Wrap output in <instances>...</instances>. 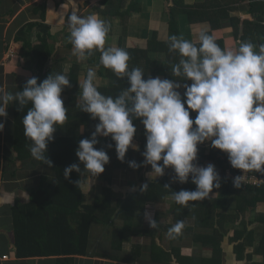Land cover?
I'll use <instances>...</instances> for the list:
<instances>
[{
	"label": "crops",
	"instance_id": "obj_1",
	"mask_svg": "<svg viewBox=\"0 0 264 264\" xmlns=\"http://www.w3.org/2000/svg\"><path fill=\"white\" fill-rule=\"evenodd\" d=\"M218 4L222 6L220 11H224L223 14L215 12L218 11ZM181 7H188L190 14L180 12L170 27L168 9ZM72 12L80 16L96 14L104 19L110 25L105 48L120 47L127 50L130 54L129 69L141 68L145 79L148 76L183 79L172 73L173 65L182 59L178 51L170 49L172 35L183 36L199 46V32L207 30L222 49L234 50L243 41L241 36L245 23L254 22L249 14L248 3L233 0L231 3L230 0H0V86L15 93L20 90V84L36 75L35 63L27 46L38 43L37 35L41 27L34 26L19 38L17 34L31 23L46 26L47 45L51 53L47 69L55 66V72L66 74L71 85L61 94L64 106L68 109V119L63 125H58L56 131H65L66 123L80 115L78 81L86 76L89 68L96 70L95 83L102 94L103 89H113L116 82L123 88L129 86L126 77L119 79L111 69L100 64V51H94L85 60L73 55V46L68 39V17ZM71 72L74 73L72 77ZM179 91L183 94L184 89ZM10 105L6 106L7 116L0 118V122L4 123L0 131V189L6 192L24 191L30 197V191L37 188L41 180L45 179L44 186H47L53 183L54 178L48 169L31 164L30 161H15L11 148L13 121ZM193 115L196 113L191 112L190 116ZM135 122L137 131L133 144L138 146V150L129 148L124 167L113 172L109 194L112 209L118 201L127 199L131 208L123 217H117L106 225L93 224L88 256L75 257L70 264H195L197 260L210 259H217L219 263L216 264H264V242L261 240L264 227L261 220L257 221V216L264 213V199L252 207L241 204L243 210L239 211L241 209L236 200L228 197L222 186L229 181L228 177L221 166L208 157L214 152L209 141L201 144L199 154L204 159L197 164L206 166L212 163L220 176V187L214 188L209 198L190 201L187 207L176 203L172 199V192L166 193L164 187H174L179 183L174 179L171 168L165 169L163 176L154 178L152 174L150 179L149 165L137 169L128 166L129 161L142 164L144 159L145 130L140 120ZM97 123L91 118L80 124L78 131L92 133ZM99 138L103 140L105 137ZM109 158L111 162L117 159ZM32 162L35 163V159ZM160 180L163 181L159 183ZM100 181L98 177L95 178L86 202L100 193ZM145 183L157 184L159 187L147 188L149 191L146 196L150 199L144 203L145 191L141 192L140 188ZM195 187L189 180L175 192L195 190ZM137 193L142 197L135 200L132 196ZM29 201L18 195L12 205L0 206V264H61L59 260L63 257L15 258L12 209ZM145 212H150L152 219L158 222L157 228L149 227ZM180 220L185 223L184 229L179 235L170 236L169 228ZM117 244H120V249L114 248ZM239 244L242 246L238 249Z\"/></svg>",
	"mask_w": 264,
	"mask_h": 264
},
{
	"label": "clouds",
	"instance_id": "obj_2",
	"mask_svg": "<svg viewBox=\"0 0 264 264\" xmlns=\"http://www.w3.org/2000/svg\"><path fill=\"white\" fill-rule=\"evenodd\" d=\"M69 41L73 55L79 60L100 51V64L111 69L118 78H127L128 87L113 97L98 90L97 73L89 68L79 84V109L98 120L90 137L81 139L75 151L78 163L63 170L65 179L69 174L87 171L88 177L75 182L80 192L87 196L92 184L105 170L109 156L97 148L98 137H110L115 145L117 159L124 162L133 144L137 131L135 120H140L145 130L146 144L142 164L129 161L128 166L137 169L149 165L150 179L163 176L167 168L174 172V179L181 183L189 180L195 190L172 191V199L187 207L190 201L209 198L214 188L220 187V176L212 163L199 166L198 145L205 142L227 154L232 168L244 174L256 171L264 174V43L241 41L234 50H224L208 33L201 30L199 46L172 35L170 49L182 57L172 67V73L183 79H161L159 76L144 78L139 67L129 69L130 54L120 47L105 48L110 25L96 14L80 16L72 12L68 17ZM190 81L191 83H187ZM66 74H49L38 83L37 77L27 79L23 88L15 93L0 86V118L6 117V106L18 105V110L28 107L22 118L24 135L31 142V156L48 167L52 162L47 157V146L54 140L58 125L68 119L61 93L70 87ZM183 88V94L179 89ZM195 112V118L190 116ZM4 123L0 122V131ZM111 147V145H109ZM162 162V163H161ZM243 175L233 179L240 188ZM164 187L169 188L168 185ZM148 184L141 185L144 192ZM30 199L26 192H6L0 189V206L12 205L17 197ZM149 227H158L150 212L144 213ZM185 227L177 221L168 232L179 235Z\"/></svg>",
	"mask_w": 264,
	"mask_h": 264
},
{
	"label": "trees",
	"instance_id": "obj_3",
	"mask_svg": "<svg viewBox=\"0 0 264 264\" xmlns=\"http://www.w3.org/2000/svg\"><path fill=\"white\" fill-rule=\"evenodd\" d=\"M236 1H239V3H248L249 14L254 20V22L245 23L246 26L244 27L241 40L252 41L255 44L264 43V0H233V2ZM120 7L121 6H119V8ZM217 9L218 11L216 10L215 12L223 14L224 11H220L222 9L220 4L217 5ZM180 12L187 13L188 15L190 14L188 7H181L176 10L173 8L168 9L170 27L173 25L176 16ZM34 26L41 27V31H39L37 35L38 43L34 46H27V49L31 53V57L35 63L36 75L34 77L38 78L39 83L49 74H56L57 72L55 71H57V69L55 66L51 67V69H47V63L51 58V53L47 45L48 28L46 26L44 27L35 23L28 24L26 28L17 34V38L23 35L27 30L30 31ZM72 74L74 73L71 72V77ZM25 83L26 82H23L19 85L20 90ZM114 85L113 89H103V94L117 96L121 92V89H123V86L117 82ZM30 106L29 104L18 110V105L15 103L10 105V115L13 121L11 148L15 155L14 159L22 163L30 161L31 164H36L48 169L52 173L54 181L47 186H43L45 179L41 180L39 186L30 191L29 203L20 205L19 207L14 206L12 209L15 258L63 257V259L59 260L60 263L70 264L74 262L75 257L88 256L89 240L93 224L106 225L109 222H113L117 217H123L124 213L131 208V205L128 203L129 199L118 201L116 204L118 209L116 206L112 209L109 204L110 184L112 183L111 176L116 169L124 167V164L117 159L115 160L116 162L114 160L112 162L109 161V163L105 165L104 172L98 176L101 180L100 182H102L98 185L100 193L93 196L90 202H86V196L80 192L78 186H75V182L80 178L82 180L86 179L87 175L85 176L83 173L80 177L79 173L72 172L69 174V179H65L63 170L73 163H78L81 171L84 170V165L78 161L75 151L79 141L91 135V132L80 133L78 131V126L80 124L91 119L90 115L81 111L80 115H77V118L75 117L66 123L65 131H55L54 140L47 146V157L52 162V167H48L43 164L42 161L36 159L35 163L32 162L34 158L29 151V144L31 142L24 135L22 118ZM192 118L194 119L195 115H193ZM135 121L133 123H136ZM98 141L96 145L98 149H104L112 159L117 157L114 142L110 137H105L103 140L98 137ZM109 145H111V147H109ZM212 149L214 152L209 154V159H213L217 165L221 166L226 175V170L228 168L224 152L215 148ZM200 150L201 144L198 145L196 163H201V160L204 159V156L199 154ZM217 153H219V155L216 158L215 156ZM4 160L7 161L6 158H4ZM231 170L233 173H236L234 168L231 167ZM253 173L264 177V174L259 172L253 171ZM224 179H226L225 176L223 181H225ZM162 181L163 180H160L159 183ZM184 184L178 183L174 187L166 188V193L175 192L177 188ZM222 186L225 190V194L236 200L238 207L241 209L239 211L243 210L241 204L252 207L260 199H264V187L253 188L241 186L240 188H236L230 180L225 182ZM158 187L159 185L157 184L148 185V188L152 189H157ZM148 191L149 189L144 192V200H142L144 203L150 199L149 196H146ZM239 191L240 193H238ZM141 197L142 196L138 193L132 196L135 200ZM218 202H220V200H218ZM216 205L218 204L216 203ZM258 220H261L264 227V213L257 216V221ZM250 239L251 235L248 236V240ZM261 240L264 242V237ZM239 245L238 249L242 244ZM120 247V244H117L114 248L120 249ZM189 262H193V260ZM216 263H219L217 259H210L197 260L195 264Z\"/></svg>",
	"mask_w": 264,
	"mask_h": 264
},
{
	"label": "built area",
	"instance_id": "obj_4",
	"mask_svg": "<svg viewBox=\"0 0 264 264\" xmlns=\"http://www.w3.org/2000/svg\"><path fill=\"white\" fill-rule=\"evenodd\" d=\"M224 154H225V161L227 163V168H228L226 170V176L228 177V179L231 181L232 184H233L234 177L243 175L241 178L242 187H253V188L264 187V177L254 174L253 171H248L243 174L241 170L235 169L236 173H233L231 170V165L228 161L227 154L226 153Z\"/></svg>",
	"mask_w": 264,
	"mask_h": 264
},
{
	"label": "rangeland",
	"instance_id": "obj_5",
	"mask_svg": "<svg viewBox=\"0 0 264 264\" xmlns=\"http://www.w3.org/2000/svg\"><path fill=\"white\" fill-rule=\"evenodd\" d=\"M84 174H85V176L87 175V177H88V175H89V173L87 172V171H85L84 172ZM45 185V182L43 183V186ZM39 186V185H38ZM92 186H93V184H92Z\"/></svg>",
	"mask_w": 264,
	"mask_h": 264
}]
</instances>
